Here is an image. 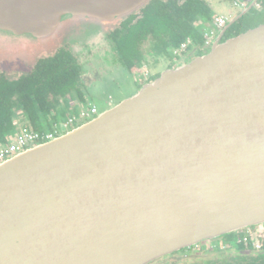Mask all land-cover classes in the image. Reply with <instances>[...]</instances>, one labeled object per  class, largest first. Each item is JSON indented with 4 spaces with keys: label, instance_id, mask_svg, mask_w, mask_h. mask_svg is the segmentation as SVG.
I'll return each instance as SVG.
<instances>
[{
    "label": "water",
    "instance_id": "1",
    "mask_svg": "<svg viewBox=\"0 0 264 264\" xmlns=\"http://www.w3.org/2000/svg\"><path fill=\"white\" fill-rule=\"evenodd\" d=\"M149 0H0L43 45L59 20L126 19ZM0 164V264H149L264 223V24ZM56 39V38H55Z\"/></svg>",
    "mask_w": 264,
    "mask_h": 264
},
{
    "label": "flooded vegetation",
    "instance_id": "2",
    "mask_svg": "<svg viewBox=\"0 0 264 264\" xmlns=\"http://www.w3.org/2000/svg\"><path fill=\"white\" fill-rule=\"evenodd\" d=\"M254 1L246 3L245 9ZM170 2L171 0H149L145 6L139 8L126 19H122L119 15H114L108 21L111 28L105 33L106 47H104V51H106L109 58L114 57L118 64L135 76L138 70L141 69L144 72L147 70L148 74L144 76L143 81L145 85L154 82L161 76L155 71L151 73L145 63V57L151 54V52L163 58V62H166L165 66L168 67V70L173 68L174 63L178 66L183 65L203 52L202 50L193 49L192 46H189L186 50H181V47L176 48L170 44L165 48V43H169L170 41L169 35L161 31L160 27L158 30H155L156 26L151 23L152 21L147 16L150 12L156 10L154 6H169ZM249 15L253 17L250 24L256 23V27L263 25L264 0H258L257 5L245 16ZM70 19H72V16H64L59 20V24L67 22ZM227 33L228 31L223 41L227 40ZM124 38L132 39L133 47L135 46L134 49L137 50V55L134 54L136 56L130 58V63L134 65V68L131 69L122 55L123 47L121 42ZM146 43L149 44V47H147ZM45 48L42 40L32 34L18 35L0 29V80L10 84H17L29 78L34 79L35 71L43 62H48L52 58L61 55H69L80 73L78 88L80 94L75 93L67 96L66 99L60 100V105L57 106V109L61 114L63 112L67 114L75 112L79 105H81L80 103L86 100V88L97 82L98 79H95V77L101 71L94 67L93 61H87L86 64L83 61H79L78 57L68 47H63L54 53L43 51ZM37 56H39L38 59H36ZM90 57L93 58L94 56L91 55ZM83 65L86 66V73ZM24 73L25 75L22 76ZM9 74H21V77L13 78ZM15 124L18 127V131L22 127L30 126L28 119L22 116L18 117ZM177 257H180V260L175 261L176 264L184 260L194 261L193 264H264V223L247 227L238 233L204 241L149 264L166 263Z\"/></svg>",
    "mask_w": 264,
    "mask_h": 264
},
{
    "label": "trees",
    "instance_id": "3",
    "mask_svg": "<svg viewBox=\"0 0 264 264\" xmlns=\"http://www.w3.org/2000/svg\"><path fill=\"white\" fill-rule=\"evenodd\" d=\"M234 1L225 0V3L230 5ZM154 8L156 10L150 12L147 18L156 26L155 30L160 27L161 31L169 35L170 41L165 43V48L170 44L176 48L181 47L188 39L195 38L200 26L214 20L205 0H171L169 6ZM251 20L252 15L245 16L231 26L227 40L255 28L257 25L250 24ZM121 43L124 59L130 69L134 68L130 58L137 55V50L133 47L132 39L124 38ZM73 62L69 55H61L43 62L35 71L34 79L29 78L17 84L0 80V145L9 144L17 135L15 121L18 117L27 118L32 130L46 132L53 129L56 118L67 114H61L57 106L60 100L79 93L80 73ZM41 120L46 125L44 129H40L43 122L38 126Z\"/></svg>",
    "mask_w": 264,
    "mask_h": 264
},
{
    "label": "rangeland",
    "instance_id": "4",
    "mask_svg": "<svg viewBox=\"0 0 264 264\" xmlns=\"http://www.w3.org/2000/svg\"><path fill=\"white\" fill-rule=\"evenodd\" d=\"M207 6L209 7L210 16L214 19L216 16H231V21L234 20L244 9H234L233 3L228 5L225 0H205ZM246 3H250L252 0H245ZM71 16V15H70ZM264 21V20H263ZM254 23L253 25H255ZM63 28L61 29V36L57 39V36L50 42L44 45L46 48L43 51L47 53H54L63 47H68L71 52H73L79 59L83 61L84 64L87 61H93L94 67L99 69L101 72L95 79H98L96 83L86 88V100L82 101L74 112L78 115L81 110H89L90 106H95L98 110V116L112 107L119 105L123 101L136 96L144 87L143 84L144 76H147V70H138L137 75L131 74L127 69L118 64L115 58H109L106 51H104L105 44V33L111 26L109 22L103 23H93L89 21H80L72 17L67 22L61 24ZM205 26H200L199 33L194 36V46L193 49L202 50L204 47V30ZM256 28V27H255ZM254 29V28H253ZM220 33V32H219ZM218 33V34H219ZM218 36V35H217ZM217 38L215 39V41ZM149 47V44H147ZM210 52L209 50L203 51L197 55L194 59L205 56ZM39 53V52H38ZM94 56L93 58L90 56ZM39 56L36 57L38 59ZM23 58V57H22ZM193 59V60H194ZM106 63H105V62ZM192 60L185 62V64L190 63ZM34 63V62H33ZM145 63L148 66V70L153 73L158 72L159 75L168 71V67L165 66L166 62H163L161 56L152 53L145 57ZM33 65V64H32ZM31 65V66H32ZM184 65V64H183ZM30 66V67H31ZM181 66V65H180ZM177 64H173L172 69L178 67ZM7 67V65H6ZM5 67V68H6ZM85 73L87 69L83 65ZM148 71V72H149ZM10 75V74H9ZM25 75L22 74V76ZM14 77H21L20 75H10ZM66 113V112H64ZM97 116V117H98ZM67 119V114L56 118V124L62 125V123ZM43 122V125H42ZM41 127H40V126ZM40 129L46 127L43 120L38 124ZM180 257L174 258L171 261L161 264H176L175 261H179ZM194 261H180L178 264H193Z\"/></svg>",
    "mask_w": 264,
    "mask_h": 264
},
{
    "label": "built area",
    "instance_id": "5",
    "mask_svg": "<svg viewBox=\"0 0 264 264\" xmlns=\"http://www.w3.org/2000/svg\"><path fill=\"white\" fill-rule=\"evenodd\" d=\"M245 0H235L233 2L234 9H245ZM231 16H216L204 30V47L202 51L212 48L215 39L221 30H223L231 21ZM204 25V26H205ZM194 39H188L186 43L181 46V50H186L189 46H194ZM98 116V110L95 106H90V109L81 110L78 115L74 112L69 113V117L62 123V125L54 124L53 129L46 132L34 131L30 127H22L17 135L8 142L7 145H0V164L13 156L24 152L33 146L41 145L51 142L63 134L72 131L73 129L93 120Z\"/></svg>",
    "mask_w": 264,
    "mask_h": 264
}]
</instances>
